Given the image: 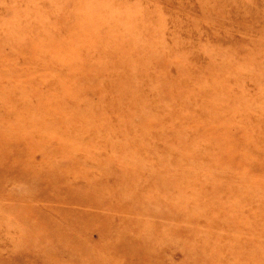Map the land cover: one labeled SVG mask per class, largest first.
I'll use <instances>...</instances> for the list:
<instances>
[{"label":"rangeland","instance_id":"374dc122","mask_svg":"<svg viewBox=\"0 0 264 264\" xmlns=\"http://www.w3.org/2000/svg\"><path fill=\"white\" fill-rule=\"evenodd\" d=\"M0 264H264V0H0Z\"/></svg>","mask_w":264,"mask_h":264}]
</instances>
